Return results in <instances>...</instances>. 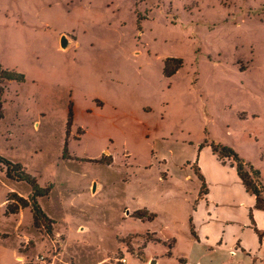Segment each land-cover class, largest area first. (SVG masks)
Segmentation results:
<instances>
[{
	"label": "rangeland",
	"instance_id": "374dc122",
	"mask_svg": "<svg viewBox=\"0 0 264 264\" xmlns=\"http://www.w3.org/2000/svg\"><path fill=\"white\" fill-rule=\"evenodd\" d=\"M214 2L0 0V64L25 75L6 82L0 156L52 186L37 200L53 220L48 234L29 207L7 212L9 192L27 198L31 186L6 177L0 161V264L37 254L51 264H125L124 252L143 264L135 254L152 236L125 213L133 205L125 176L156 163L155 152L174 161L204 140L264 155V20L234 22ZM59 33L71 39L63 48ZM168 56L183 60L170 78L161 70ZM110 154L112 164L96 161Z\"/></svg>",
	"mask_w": 264,
	"mask_h": 264
},
{
	"label": "crops",
	"instance_id": "0c3cea01",
	"mask_svg": "<svg viewBox=\"0 0 264 264\" xmlns=\"http://www.w3.org/2000/svg\"><path fill=\"white\" fill-rule=\"evenodd\" d=\"M213 7L223 9L234 22L256 19L255 16L264 20V0H215ZM236 10L240 17L234 14ZM254 12L256 14L251 15ZM141 30L142 26L138 31ZM62 39L65 45L71 41L65 33H59V48L64 47L59 42ZM95 105L102 106L103 102H95ZM243 113L244 116L248 114ZM211 141L189 143L185 154L174 161L165 154L157 156L155 152L156 163L137 168L136 172L123 178L126 193L133 204L125 213L128 212L135 219L133 221L144 224L142 234L152 236L143 240L140 255L133 253L141 263L157 264L165 257L176 264H264V209L256 206L255 196L246 190L230 161H223L213 153L209 146ZM258 144L254 145L257 150L262 148ZM232 147L259 170L264 184L263 151L251 157ZM110 156L111 163L105 165L112 164L113 157ZM94 181L96 190L97 182ZM203 181L205 190L201 192ZM140 210L153 213V219L134 217L133 212ZM157 221H160V228L156 226ZM178 222L187 226L182 235L176 232ZM156 245H162L160 255L149 251ZM124 254L119 261L124 259L121 262L133 264L128 260L131 253Z\"/></svg>",
	"mask_w": 264,
	"mask_h": 264
},
{
	"label": "trees",
	"instance_id": "16d2710c",
	"mask_svg": "<svg viewBox=\"0 0 264 264\" xmlns=\"http://www.w3.org/2000/svg\"><path fill=\"white\" fill-rule=\"evenodd\" d=\"M138 30H140L139 26ZM183 65V60L181 57L168 56L163 59L162 74L165 77L172 76L179 68ZM15 81L16 83H21L25 81V75L22 72L17 71L13 68H7L0 64V118L2 114V96L6 90V82ZM66 127H65V139L63 143L62 156L65 157V151L67 150V140L69 136V128L72 124L73 119V103L69 102L66 116ZM209 146L213 153L222 160V158H227L230 160V165L233 166L244 184L247 191L251 192L255 196L256 206L258 208L264 209V198L261 196L264 194V184L260 180V172L258 169L254 168L253 165L245 161L238 153L230 146L215 143L211 141ZM0 161L5 165V175L9 179H14L18 181H25L31 186V193L27 198L19 196L15 192H9L8 199L13 200L15 205L13 207H8L9 213H15L20 208L29 207L32 214L33 225L37 228L43 227L45 231L49 234L52 231L51 224L53 220L43 211L42 207L38 202L39 197L47 196L52 189V186L41 187L36 181L35 177L31 174L25 172L19 163H13L10 160L1 157ZM100 163L109 164L112 159L108 162H103L102 157L96 160ZM224 161V160H223ZM13 167L18 168L20 172L13 170ZM200 179L201 176L197 172ZM205 184L202 183L201 192H204ZM133 216L139 219L151 220L154 217L153 213H149L146 210H140L133 212Z\"/></svg>",
	"mask_w": 264,
	"mask_h": 264
},
{
	"label": "built area",
	"instance_id": "2783aa9c",
	"mask_svg": "<svg viewBox=\"0 0 264 264\" xmlns=\"http://www.w3.org/2000/svg\"><path fill=\"white\" fill-rule=\"evenodd\" d=\"M264 18V17H263ZM121 261H124V259H122ZM20 264H26L25 260H23V258H21V260L19 261ZM27 264H51V263H48L47 260L44 258L43 255H36L34 257V260L32 259L31 262H28Z\"/></svg>",
	"mask_w": 264,
	"mask_h": 264
},
{
	"label": "water",
	"instance_id": "95a60500",
	"mask_svg": "<svg viewBox=\"0 0 264 264\" xmlns=\"http://www.w3.org/2000/svg\"><path fill=\"white\" fill-rule=\"evenodd\" d=\"M61 45L65 46V41L63 39L61 40Z\"/></svg>",
	"mask_w": 264,
	"mask_h": 264
},
{
	"label": "bare ground",
	"instance_id": "6f19581e",
	"mask_svg": "<svg viewBox=\"0 0 264 264\" xmlns=\"http://www.w3.org/2000/svg\"><path fill=\"white\" fill-rule=\"evenodd\" d=\"M17 260H18V259H17ZM20 260H21V258H20ZM20 260H19V261H20Z\"/></svg>",
	"mask_w": 264,
	"mask_h": 264
}]
</instances>
